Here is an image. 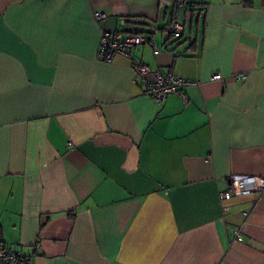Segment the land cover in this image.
I'll return each instance as SVG.
<instances>
[{"label":"crops","instance_id":"obj_1","mask_svg":"<svg viewBox=\"0 0 264 264\" xmlns=\"http://www.w3.org/2000/svg\"><path fill=\"white\" fill-rule=\"evenodd\" d=\"M105 30L152 35L132 59L197 83L156 102L130 58L99 57ZM233 174L264 177V0H0L7 247L30 264H264V191L220 199Z\"/></svg>","mask_w":264,"mask_h":264},{"label":"built area","instance_id":"obj_2","mask_svg":"<svg viewBox=\"0 0 264 264\" xmlns=\"http://www.w3.org/2000/svg\"><path fill=\"white\" fill-rule=\"evenodd\" d=\"M97 17L103 14L95 12ZM165 31L171 35H179L183 29V22L175 19L164 26ZM152 35L144 36L141 33H131L123 36L120 33H110L105 30L99 46V57L105 61H111L116 54H123L131 59L132 66L140 79L145 84L144 92L156 102H162L170 93H181L180 88L186 85L196 84L192 80H186L177 75H163L159 71H153L150 66L138 62L131 57V49L143 43H152ZM158 53V49H154ZM234 79L246 78L245 74H236ZM212 79L221 80L219 74H213ZM264 191V177L248 174H233L229 178L228 188L219 192L220 199H228L232 195H246L253 192ZM247 214V213H245ZM240 239V236L237 235ZM36 246L38 243L35 244ZM0 264H30V255L15 251L0 241Z\"/></svg>","mask_w":264,"mask_h":264}]
</instances>
